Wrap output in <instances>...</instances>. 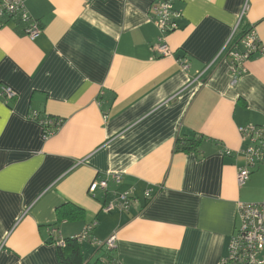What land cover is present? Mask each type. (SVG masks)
<instances>
[{
  "label": "crops",
  "instance_id": "0c3cea01",
  "mask_svg": "<svg viewBox=\"0 0 264 264\" xmlns=\"http://www.w3.org/2000/svg\"><path fill=\"white\" fill-rule=\"evenodd\" d=\"M153 1L26 0L43 32L0 26V85L18 93L0 95V264H61L57 241L93 221L92 237L117 246L80 242L84 263L218 264L238 203L264 202V165L238 182L239 128L264 126V0H174L182 17L166 56L153 49ZM253 28L262 50L233 83L225 47L245 51L236 38ZM34 111L63 123L45 137ZM195 133L198 151H175ZM110 175L122 179L89 191ZM129 190L128 210H102ZM66 202L83 217L58 223Z\"/></svg>",
  "mask_w": 264,
  "mask_h": 264
},
{
  "label": "built area",
  "instance_id": "2783aa9c",
  "mask_svg": "<svg viewBox=\"0 0 264 264\" xmlns=\"http://www.w3.org/2000/svg\"><path fill=\"white\" fill-rule=\"evenodd\" d=\"M182 12L175 6L174 0H154L150 7V19L155 23L159 30L157 42L153 49L159 56L170 54V47L167 43L166 36L179 28V20ZM19 21L25 25V33L35 39L43 32L40 22L34 19L26 6V0H0V26L6 22ZM244 45L245 51H240L238 46L232 45L225 47L228 55L233 57L232 62V82H237L239 75L244 71V62L250 59V55L262 50V45L256 30L250 29L240 41ZM225 49V50H226ZM182 66L186 69L189 64L187 59L181 61ZM0 95L6 102L15 99L17 91L10 86L0 85ZM33 119L40 122L44 129V136L49 137L60 128L63 121L52 117L46 113L34 111L30 115ZM243 139L248 140L244 149L246 164L238 169V182L240 185L247 182L253 171L260 165H264V126L248 124L239 128ZM231 153V150H227ZM109 177L119 182L121 175H110L104 179L96 178L90 184L89 191L94 193L98 188L107 189ZM147 200H151L153 195L151 191L146 192ZM134 199L132 190L120 193L115 199L105 204L102 210L111 212L115 210H128ZM238 220L239 225L235 233L232 234L229 244L228 253L221 259L218 264H264V202H241L238 203ZM93 221L86 225L82 233L73 236L79 243L88 240L97 248L106 247L108 249L116 248V237L112 236L105 241L92 237V231L97 225ZM61 247H65L66 241L61 238L57 241Z\"/></svg>",
  "mask_w": 264,
  "mask_h": 264
},
{
  "label": "trees",
  "instance_id": "16d2710c",
  "mask_svg": "<svg viewBox=\"0 0 264 264\" xmlns=\"http://www.w3.org/2000/svg\"><path fill=\"white\" fill-rule=\"evenodd\" d=\"M248 31L249 30L244 29L238 34V37L236 38L237 44L242 40V38L247 34ZM257 52L252 53L250 55V58H252ZM203 140L204 137L202 135H199L198 133H195L192 137L180 136L176 140L175 151H198ZM57 215L58 223L77 220L83 217L84 209L73 202H66L64 205L58 208ZM64 239L66 241L65 247H61L58 245V257L61 264H107L101 259H98L93 263H84L79 242L74 237H68Z\"/></svg>",
  "mask_w": 264,
  "mask_h": 264
}]
</instances>
